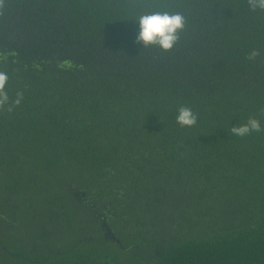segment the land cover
I'll list each match as a JSON object with an SVG mask.
<instances>
[{"label":"trees","instance_id":"trees-1","mask_svg":"<svg viewBox=\"0 0 264 264\" xmlns=\"http://www.w3.org/2000/svg\"><path fill=\"white\" fill-rule=\"evenodd\" d=\"M5 4L0 53L9 55L0 70L11 99L24 93L0 112L5 212L64 228L78 208L93 223V209L80 204L85 192L131 232L141 219L162 225L165 214L194 212L202 223L170 244L157 239V261L149 244L133 263L77 249L101 233L91 225L90 236L69 238L68 251L63 240L69 255L47 264H264V132H230L250 115L264 125V13L246 0ZM153 10L187 20L170 52L133 43L134 18ZM253 48L261 55L249 62ZM180 104L199 114L196 126L177 125Z\"/></svg>","mask_w":264,"mask_h":264},{"label":"clouds","instance_id":"clouds-1","mask_svg":"<svg viewBox=\"0 0 264 264\" xmlns=\"http://www.w3.org/2000/svg\"><path fill=\"white\" fill-rule=\"evenodd\" d=\"M249 11L264 13V0H246ZM5 0H0V16L4 15ZM138 22V33L133 41L142 48H156L162 52H170L180 40V33L185 30L187 20L180 12H169L167 10H153L139 14L134 18ZM8 55L0 53V63L7 61ZM261 51L257 48L251 49L246 60L254 62L260 57ZM9 76L7 72L0 70V112L11 113L18 107L23 99L22 91L16 92L15 99H11L7 90ZM199 114L190 106L180 104L176 109V123L181 128H192L197 125ZM230 132L234 136L245 137L252 133L264 132V125L255 116H249L247 121L238 126H233Z\"/></svg>","mask_w":264,"mask_h":264},{"label":"rangeland","instance_id":"rangeland-1","mask_svg":"<svg viewBox=\"0 0 264 264\" xmlns=\"http://www.w3.org/2000/svg\"><path fill=\"white\" fill-rule=\"evenodd\" d=\"M5 200L3 198V195L1 194L0 197V208L1 212L6 215V217H1L0 219V233H8L11 232V235L7 241L9 246L12 247L13 245V239L16 238H22V242L28 243L31 239H34L35 237L39 236V229L43 226H45V234L40 235L42 242L49 243L51 245H55V241L57 237L54 238L51 233H55L56 235H59L60 238H63L64 242L66 243L65 245V251H68L67 249V243L70 240L69 238L77 233V235L80 237L84 236H90V233L86 232V228L93 225L92 221L87 220V215L85 211L80 210L78 208H73L74 210H71V224L68 225L67 227L61 228L58 227L55 223L49 222V221H44L41 222L39 220L38 214L34 218H31L28 215H24L22 213H19L16 215L14 218L13 216L9 215L8 213L5 212ZM196 203V202H194ZM208 209H211L208 208ZM198 214L191 212L189 214L184 215V219L178 220L176 218L179 217H171L168 214L164 215V218L166 220H169L167 222H164L162 220V225H160L159 220L153 219L154 225H152V228L150 232H146L144 236L151 235L158 239L159 241H176L180 237L183 236H189L192 235L193 231H200L202 223L199 222L198 220ZM11 217L14 222H15V228L11 229L9 226V221L7 219ZM142 222V221H141ZM140 222V223H141ZM61 228L62 233L59 232V229ZM120 230H124V234L126 233L125 230H129L128 225L124 222V225L119 227ZM54 241V242H53ZM127 246H130L129 242H126ZM15 250H19L17 247H14ZM77 249H79L81 252L84 253H101V254H109L111 256H115L119 260L124 261L125 260L133 263L135 262L138 258H133L130 257L131 250H125L124 248L120 247L117 244H113L110 242H105V243H96L91 246L88 245H78ZM69 255L68 253L64 252V256ZM147 255V252L145 251L142 254V258ZM56 259V253H52L51 256L49 257V260L52 262ZM5 258L2 254L0 253V262H4Z\"/></svg>","mask_w":264,"mask_h":264},{"label":"flooded vegetation","instance_id":"flooded-vegetation-1","mask_svg":"<svg viewBox=\"0 0 264 264\" xmlns=\"http://www.w3.org/2000/svg\"><path fill=\"white\" fill-rule=\"evenodd\" d=\"M84 198L85 192H83V196L79 197L80 204L87 205L93 209V225L98 226L100 228L101 233L84 238L83 240L85 242H83L82 245L110 242L119 245L125 250H131L130 257L138 258V260H140L142 258V254L144 253L146 245L153 244L155 245V250L152 254L154 259L157 261L162 256V252L157 249V243L159 241L151 235L144 236V234L149 229H151L153 225L152 220H149V218H140L142 222L140 221L141 223L139 222L138 225L133 228L132 232L130 230H125L126 233L124 234V232H120L119 228H116V225L108 219V206L106 204L96 206L92 201L84 200ZM1 217L2 215L0 208V219ZM15 225L16 224L13 219L9 220V226L11 229H14ZM45 226L46 225H43L42 227L45 228ZM38 233L39 236L35 237L34 239H31L28 243L22 242L21 237L13 239L14 243L12 247L9 246V244L7 243L11 232L2 234L0 233V253L2 252L5 258V261L2 263L0 262V264H47L48 262H51L49 260V257L52 253H56V262L62 261L64 258V251L62 250L63 238H60L59 235H56L52 232L51 235H53L54 238L58 236L57 239L54 240L55 246H57V250L54 251V248L51 247V251L49 252L48 249L50 242H42L41 236L43 234L41 233L40 229ZM126 242H129L130 246H127ZM142 242L145 243V246L140 248ZM166 243L170 244L171 242H168L166 240ZM14 247H17L19 250H15Z\"/></svg>","mask_w":264,"mask_h":264}]
</instances>
